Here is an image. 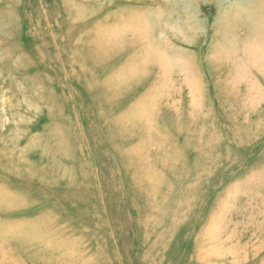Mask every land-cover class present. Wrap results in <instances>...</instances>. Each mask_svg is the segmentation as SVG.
<instances>
[{
	"label": "rangeland",
	"instance_id": "374dc122",
	"mask_svg": "<svg viewBox=\"0 0 264 264\" xmlns=\"http://www.w3.org/2000/svg\"><path fill=\"white\" fill-rule=\"evenodd\" d=\"M162 1L0 0V264H264V80L205 61L212 0L153 64Z\"/></svg>",
	"mask_w": 264,
	"mask_h": 264
},
{
	"label": "bare ground",
	"instance_id": "6f19581e",
	"mask_svg": "<svg viewBox=\"0 0 264 264\" xmlns=\"http://www.w3.org/2000/svg\"><path fill=\"white\" fill-rule=\"evenodd\" d=\"M212 1L215 3L216 9H225L226 15L224 18L219 17L220 15H215L213 18L215 27L212 29L211 43L205 51V61L227 63L233 66V68L240 67L242 72H249V74L247 73L248 78L245 84L247 89L243 95V101L246 102V105H250L255 99L263 97V93H259L258 90L255 93L258 95L256 98H254L255 94L252 96L249 95V91L251 92L256 85L254 83L255 80L253 79V81L249 75L254 72L255 75H259L264 80V0H233L234 2H226V0ZM162 2L163 4L157 2L155 5L158 6L152 7L151 9L146 8L142 11H136L134 12V16L145 22L144 25L139 26V29L149 35L146 42L150 46L149 50L152 56V63L166 69L168 67H172L171 69H173L174 67L179 72L187 74V70L191 67L189 59L190 53L179 49L177 51L173 49L164 51L163 49L169 46L171 47V38H175L176 36L180 37L179 41L182 43L189 44L193 42L198 34L204 33L203 20L196 18V10H193L188 3H183L180 7H177V15L170 17L167 12V7L166 9L164 7V3L168 2V0H163ZM69 13L73 17V12L71 11ZM130 20L131 18H128L129 23ZM217 22H219L218 26L216 24ZM238 25L244 30L243 35L235 33L237 30L235 32L232 31L233 29L231 27ZM167 27L171 32L170 38L159 40V37H156V35ZM222 51L225 54H222ZM229 72L231 73L230 69ZM185 77L186 75H184V78L182 77L184 81L187 79ZM153 95H157V93L155 92ZM241 107L243 108V104Z\"/></svg>",
	"mask_w": 264,
	"mask_h": 264
}]
</instances>
